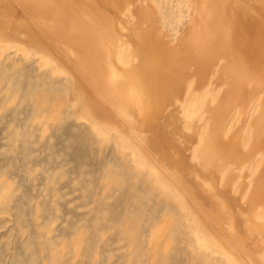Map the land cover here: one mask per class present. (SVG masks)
<instances>
[{"label":"rangeland","instance_id":"obj_1","mask_svg":"<svg viewBox=\"0 0 264 264\" xmlns=\"http://www.w3.org/2000/svg\"><path fill=\"white\" fill-rule=\"evenodd\" d=\"M25 1L0 0V264H264V148L248 139L264 93L249 78L226 96L223 61L240 49L187 62L142 114L99 97ZM209 1L222 26L264 31V0L100 11L138 67L141 54L189 43Z\"/></svg>","mask_w":264,"mask_h":264},{"label":"bare ground","instance_id":"obj_2","mask_svg":"<svg viewBox=\"0 0 264 264\" xmlns=\"http://www.w3.org/2000/svg\"><path fill=\"white\" fill-rule=\"evenodd\" d=\"M24 3L33 6L31 9L41 22L47 23L42 30L47 32V37L56 40L63 47L68 60L99 97L118 99L124 105L134 104L142 114L151 115L156 111L164 98L165 88L181 78L185 73L184 68L188 67H185L187 62L200 65L211 57L215 58V51L218 54H228L229 57L230 50L240 49L228 62L223 61L226 63L224 70L228 77L226 96L236 95L239 87L248 83L249 78H254L260 84V93H264V76L261 75L263 70H260V66L264 65V42L260 34L264 31L253 30L252 23L249 26H222L221 20L228 22L225 16L220 14V17L214 10V5L208 4L210 1L200 7V26L198 30L193 29L192 36L189 35V43H185L182 48L167 44L165 49L153 50L150 55L141 54L138 67L120 59L115 50L121 45V41L114 27L106 21V16L100 11L102 3L113 4L115 8L121 4L125 6L122 0H26ZM233 28L237 32L230 33ZM145 43L149 45L148 42ZM250 52L255 54V57L259 56L254 65L249 62ZM222 56L224 55L219 57ZM114 57L118 63L124 65L116 63L113 66ZM115 62L117 61H113ZM255 71L260 72L257 74ZM260 98L257 116L251 121L253 134L251 133L248 139L257 141V149L263 150L264 96ZM222 113L224 111H221L220 115ZM219 116L214 119L209 132L210 144L224 129L223 120L218 122ZM251 123L249 122V125Z\"/></svg>","mask_w":264,"mask_h":264}]
</instances>
